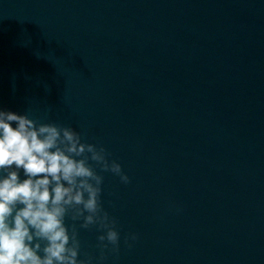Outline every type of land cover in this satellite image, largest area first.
<instances>
[{
  "label": "water",
  "instance_id": "95a60500",
  "mask_svg": "<svg viewBox=\"0 0 264 264\" xmlns=\"http://www.w3.org/2000/svg\"><path fill=\"white\" fill-rule=\"evenodd\" d=\"M0 110L130 178L96 169L119 253L77 222L80 259L264 264V0H0Z\"/></svg>",
  "mask_w": 264,
  "mask_h": 264
},
{
  "label": "clouds",
  "instance_id": "9594fccd",
  "mask_svg": "<svg viewBox=\"0 0 264 264\" xmlns=\"http://www.w3.org/2000/svg\"><path fill=\"white\" fill-rule=\"evenodd\" d=\"M108 157L71 126L0 110V264H92L91 255L79 258L77 222L101 231L100 260L105 250L118 254L117 220L103 207L104 178L96 169L124 184L130 178Z\"/></svg>",
  "mask_w": 264,
  "mask_h": 264
}]
</instances>
